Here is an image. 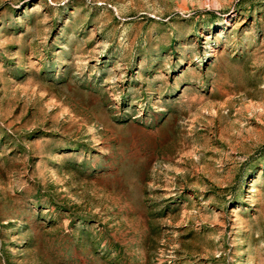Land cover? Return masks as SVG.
Listing matches in <instances>:
<instances>
[{"label": "rangeland", "instance_id": "374dc122", "mask_svg": "<svg viewBox=\"0 0 264 264\" xmlns=\"http://www.w3.org/2000/svg\"><path fill=\"white\" fill-rule=\"evenodd\" d=\"M0 264H264V0H0Z\"/></svg>", "mask_w": 264, "mask_h": 264}]
</instances>
